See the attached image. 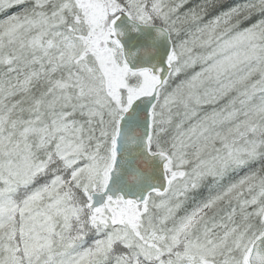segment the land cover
<instances>
[{
  "label": "snow or ice",
  "instance_id": "6c2138e0",
  "mask_svg": "<svg viewBox=\"0 0 264 264\" xmlns=\"http://www.w3.org/2000/svg\"><path fill=\"white\" fill-rule=\"evenodd\" d=\"M0 264H264V0H0Z\"/></svg>",
  "mask_w": 264,
  "mask_h": 264
}]
</instances>
